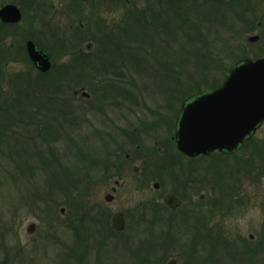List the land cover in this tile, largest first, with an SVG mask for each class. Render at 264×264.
Here are the masks:
<instances>
[{
    "label": "rangeland",
    "instance_id": "374dc122",
    "mask_svg": "<svg viewBox=\"0 0 264 264\" xmlns=\"http://www.w3.org/2000/svg\"><path fill=\"white\" fill-rule=\"evenodd\" d=\"M19 2L24 22L0 31L2 68L23 77L16 91H0V264H78L77 251L63 253L83 247L76 231L85 221L106 244L100 257L91 252L83 264H155L162 250L184 257L196 238L197 261L205 249L207 264H264V124L232 154L193 159L178 150L167 124L173 105L178 110L190 93L219 86L237 60L264 56V0H175L174 10L157 8L148 17L122 0H96L95 12L80 0V13H73L72 0L56 13L52 0H36L46 12L35 0ZM27 37L52 56L50 73L31 67ZM151 118L159 132L145 124ZM158 139L166 142L162 150ZM138 144L165 154V163L152 164H167L166 183L186 199L204 195L227 205L213 208L202 240L195 231L181 234L184 228L153 238L147 224L131 221L134 202L161 195L164 186L142 192L125 180L106 202L117 179L103 183L108 162L136 152ZM92 200L109 212L133 205L129 237L109 238L96 217L99 208H76L75 202ZM31 223L36 227L29 232ZM164 228L157 225L156 233Z\"/></svg>",
    "mask_w": 264,
    "mask_h": 264
},
{
    "label": "flooded vegetation",
    "instance_id": "af4514ba",
    "mask_svg": "<svg viewBox=\"0 0 264 264\" xmlns=\"http://www.w3.org/2000/svg\"><path fill=\"white\" fill-rule=\"evenodd\" d=\"M20 1V0H19ZM18 0H9L6 2H1L0 3V11L7 5L13 4L16 5L20 11L21 14V19L18 22L15 21H7L4 20L1 15H0V31L1 29L4 27L5 32H9L11 31L12 27L23 23L25 20V11L24 8L20 6V2ZM68 0H57V2L55 0H52L50 7L53 10V13L56 12H64L65 10H67V6L69 5L70 1L68 2L67 6H65V3ZM73 1V13H75L76 11H78L80 13V10H77V6L76 3H78L80 0H72ZM87 5H88V10L89 12H95L96 11V4L95 1L96 0H84ZM110 1V2H109ZM117 2L118 0H107V2L109 4H112V2ZM121 1V0H120ZM122 1H126L125 4L129 5L128 3H132L131 0H122ZM135 2V1H133ZM36 4L37 8H41L44 10V12L47 11V8H44V4L43 3H38L34 2ZM137 4V8L133 6V4ZM135 3H132V7L133 9L136 11V13H140L142 15H146L148 17V15L150 14V12L152 10H159V12H166V7L171 9L175 7V0H136ZM34 4V5H35ZM33 5V6H34ZM66 7V8H65ZM26 9V8H25ZM48 10L49 6H48ZM69 10V7H68ZM139 14V15H140ZM159 14V13H158ZM34 16V15H33ZM36 17V16H34ZM36 19V18H35ZM34 19V20H35ZM170 20L168 19V22ZM167 22V24H168ZM79 24L83 25L81 23V21L79 20ZM73 27V24H71ZM169 26L171 27V22L169 23ZM8 27V28H7ZM4 33H1V38H0V44L2 42L3 39V35ZM28 41H33L35 43V45L37 46V48L39 50H43L45 53L49 54L48 51L46 49H44L43 47H41V45L36 42L34 39L27 37L26 40L24 41V50L27 53V58L28 61L31 63V67H33L37 74L40 75H46L48 73H50V71L53 69L54 67V62L52 59V56L49 54L50 56V62L51 65L49 67L48 70H42L41 67L39 66V64L35 63L32 58L29 56L28 54V50H27V43ZM1 46V45H0ZM2 48H0V91H6L9 89V91H16L17 89V83L23 79L22 77V73H5L1 63L3 62V59L1 57V53L3 52L1 50ZM13 52V51H12ZM15 56V57H14ZM13 57V59H16V55L11 56ZM23 57V56H22ZM21 57V58H22ZM7 64H10L9 62H6ZM8 83V85L6 86V84ZM4 84V85H3ZM3 86V87H2ZM201 91H194L192 93H190L188 96H186L183 101L181 102L180 108L178 110H176V106L173 105V110H172V115L173 117H169L168 119V129L169 132L170 130V126L169 124L172 123L173 126L172 127V134L170 135V137H172V139L174 140V143L177 145V141H176V133H177V124H178V118L180 116L181 110H182V104L185 100H187L189 97L199 93ZM163 119L164 116H162ZM157 120H153V118H151L149 121H147L145 124L148 125V127L150 129H152L151 131H157L159 132V125L156 122ZM159 121V120H158ZM165 121L162 120L163 124ZM261 128V127H260ZM142 132V131H141ZM140 132H137V135ZM128 137V135H127ZM159 140V139H158ZM160 142V143H158ZM163 143H166L165 140L164 141H156V144L159 145L161 144V146H159V149H163ZM136 152H131L128 151L126 152V154L121 155L120 157H115L118 156L116 154H114L115 156L112 157L113 160L115 161H110L108 162V166L105 169V171L107 173L105 176V181L103 182L106 183L109 182L108 180H112V177H116L117 179H115V184L112 186L111 188V192H108L107 194H111L113 197L112 199L108 200L106 199L105 196V200L108 203H112L115 199V194L116 192L123 186V183H126V181H129L131 183L132 188H137L138 190H142V192L147 191L148 189H151V184L153 185V188L156 190H160L163 188V186L166 188V190L164 191V193L162 192L161 195H154L152 198H148V199H141L138 200L137 202H134V206L130 205V209L129 208H123V209H116L115 211H108V207L103 204V201L101 200H92V201H85V202H80L77 201L75 202V204H77L76 208H99L98 210H94L95 213L97 214L96 217L98 218L99 222L101 220H103L102 223V227L103 229H106V235L109 236V238L111 236H121L124 237V235L126 234V236L129 237V233L127 231H129V216L131 213V208L134 207V209L132 210L133 214H134V218L131 220L132 222H134L135 224H143L142 226H144V224H147L148 226V230L150 232H148L149 235H151L153 238H155L156 234L158 235L157 238L158 239H162V237L165 236V238H169L171 235H175L174 232H179L178 229L182 230L183 228L185 229V231H180V233H184L186 231L190 232H194L196 233V235L198 236V234H200L199 236L201 237L200 239L202 240V237L205 235H207V232L203 230V227L205 226L209 214L212 213L213 208H218L221 210V208L223 209L224 207L227 208V205H213V202H210L208 200L203 199L205 196L201 195V199L199 200H193V199H186L185 196L179 191V189H177L176 187H173V185L166 183L165 181V175L168 173V169H167V164H162L161 167H155L153 164L156 160H160V161H164L165 160V154L163 155L162 153L158 152L155 153L153 151H144V148L141 147V144H138L137 148H136ZM214 152H220L222 154H227L221 151H214ZM182 153V152H181ZM213 153V152H211ZM209 153V154H211ZM161 154L163 156H161ZM183 155L187 156L190 159L193 158H197L200 155L197 156H188L184 153H182ZM208 154V155H209ZM228 155V154H227ZM207 156V155H206ZM111 159V160H112ZM166 161H164L163 163H165ZM153 163V164H152ZM154 166V167H153ZM166 167V170H165ZM126 180V181H125ZM98 181V180H97ZM100 182V181H99ZM101 183V182H100ZM187 186H185L186 188ZM106 194V195H107ZM169 195H173L176 200L171 202L170 204L166 201V197ZM175 204V205H174ZM133 206V207H132ZM220 206V207H219ZM231 207V206H229ZM238 206H236L237 208ZM65 212V209L61 210V213L63 214ZM111 213V215H110ZM116 213H120L121 214V218H122V228L120 230L115 229L113 227V223H112V219L113 216ZM110 216V217H109ZM106 217L110 218V221L105 220ZM81 219V218H80ZM87 221H85L84 223H82V227L80 228L81 230L76 231L77 232V236L79 237V239L83 240V247L75 250L72 253H63L64 255L67 256H71V254H75L77 251V256L75 257V259L77 260L78 264H83V260H84V256L87 254H92L96 255L98 257H100L102 255V251H104V246H105V237L101 238V234L99 235L100 237H96L97 235V231L99 230H95V233H91L92 231L90 230V226L86 227ZM109 223V225H108ZM157 225L159 227H166L164 229H158L157 233L155 228L157 227ZM177 229V230H176ZM109 230V231H108ZM110 232V233H109ZM181 233V234H182ZM198 233V234H197ZM96 235V236H95ZM251 237H253V235H251ZM126 239H128L126 237ZM85 240H88V242L90 244H93L94 246L90 248V244L89 247L85 246ZM199 238H196L194 240V245L195 248H189L190 251L188 252H184V257L182 256V254H177L176 256L172 257L169 255V252L167 250H162L164 251V253L162 252L161 256H158L157 258H155V264H207V262H209V257L207 258L208 253H206L205 249H202L201 254H203V258H202V262L197 261L198 259L197 257V251L198 249H196V247H198V242ZM87 247V248H86ZM193 247V245H192ZM181 258H182V263H181Z\"/></svg>",
    "mask_w": 264,
    "mask_h": 264
},
{
    "label": "water",
    "instance_id": "95a60500",
    "mask_svg": "<svg viewBox=\"0 0 264 264\" xmlns=\"http://www.w3.org/2000/svg\"><path fill=\"white\" fill-rule=\"evenodd\" d=\"M0 15L7 21L21 19L18 7L13 4L5 6ZM258 38V35L250 36L249 41ZM27 50L42 70L49 69V54L39 50L33 41H28ZM263 122L264 57H246L228 70L219 87L202 90L184 101L177 124L178 149L189 156L216 149L230 153L252 137ZM112 197L106 195L108 200ZM175 200L173 195L166 197L169 204ZM112 223L115 229L122 228L120 213L113 216ZM35 227L31 223L28 231H34Z\"/></svg>",
    "mask_w": 264,
    "mask_h": 264
}]
</instances>
